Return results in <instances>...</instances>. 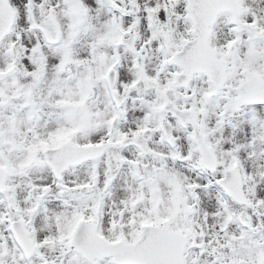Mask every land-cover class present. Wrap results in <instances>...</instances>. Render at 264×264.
<instances>
[{
	"label": "snow or ice",
	"instance_id": "1",
	"mask_svg": "<svg viewBox=\"0 0 264 264\" xmlns=\"http://www.w3.org/2000/svg\"><path fill=\"white\" fill-rule=\"evenodd\" d=\"M0 264H264V0H0Z\"/></svg>",
	"mask_w": 264,
	"mask_h": 264
}]
</instances>
